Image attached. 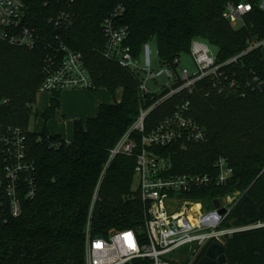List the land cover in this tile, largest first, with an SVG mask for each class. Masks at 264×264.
<instances>
[{
	"label": "trees",
	"instance_id": "1",
	"mask_svg": "<svg viewBox=\"0 0 264 264\" xmlns=\"http://www.w3.org/2000/svg\"><path fill=\"white\" fill-rule=\"evenodd\" d=\"M260 1L24 0L27 22L41 43L31 50L0 40V264H85L89 219L97 237L143 230L145 208L134 187L135 157L120 155L110 163L90 218L111 150L133 126L141 108L151 107L164 95L142 94L139 74L106 57V19L127 31L125 45L134 56L155 42L160 64L174 70L197 38L216 47L219 63L242 55L216 77L199 81L192 94L181 92L159 105L145 121V134L190 101L191 116L205 129L206 141L190 144L186 151L178 145L160 151L178 174L203 175L218 159L226 158L234 172L228 184L201 188L194 199L211 209L215 199L239 192L241 199L225 226L264 223V55L262 46L248 51L264 41ZM241 3L251 4L252 10L242 17V26L234 28L224 14L228 4ZM63 47L83 54L94 84L90 91L104 89L115 96L123 90L120 102L100 104L94 118L74 121L71 142L47 129L38 133L29 128L31 117L38 115L33 108L46 68L62 62ZM60 97L61 92L51 95L42 114L45 122L57 116ZM14 132L24 145L22 163L27 166L18 176L16 216L6 172L15 162L8 154L14 148ZM141 137L134 135L136 141ZM5 138L11 141L8 146ZM225 247V264H264V227L226 237Z\"/></svg>",
	"mask_w": 264,
	"mask_h": 264
},
{
	"label": "built area",
	"instance_id": "2",
	"mask_svg": "<svg viewBox=\"0 0 264 264\" xmlns=\"http://www.w3.org/2000/svg\"><path fill=\"white\" fill-rule=\"evenodd\" d=\"M259 8L264 11V0L260 1ZM251 10L252 5L248 3L228 4L224 17L236 28V24L242 22V17ZM27 15L24 0H0V40L31 50L39 45L41 39L28 24ZM103 29L108 39L106 57L139 74V90L142 94L164 95L151 107L141 108L133 126L111 150L90 208L91 218L99 187L110 163L120 155L135 157V192L145 208L143 230L118 231L111 233L108 238L97 237L92 233L89 219L85 228V264H194L206 256L211 245L225 246L226 237L257 228L258 224L225 226L227 216L241 199L239 192L215 199L211 209L205 207L202 201L194 199L201 188L208 189L213 184L222 188L228 184L234 172L226 158L218 159L209 173L178 174L171 160L160 151L173 145L186 151L190 144L206 141L205 129L191 116L190 101L179 105L172 116L148 134H145V121L159 105L181 92L192 94L199 81L216 77L223 66L236 62L242 55L219 63L216 53H212L208 44L197 38L192 42L190 53L177 61V70L163 65V71L154 73L151 70L149 45L138 56H134L125 45L128 37L125 29L115 27L111 19L104 21ZM260 46L264 47V41L255 43L248 51ZM62 50L65 52L64 59L59 64L53 62L47 66L39 93L52 95L66 90H90L94 84L83 54L67 47ZM185 57L191 59L193 71L184 65ZM164 76L166 83L159 85L157 79ZM149 81L155 82L156 91L150 90ZM136 133L142 134L139 141L134 138ZM14 135L12 143L7 138L3 140L7 146L10 143L14 146L9 148L8 154L15 162L12 161L6 167V172L11 211L16 216L20 213L18 176L27 166L22 163V140L17 132ZM32 195L31 191L29 196ZM170 201L173 205L168 204ZM215 201L220 202L219 208L215 207ZM220 210H225V213L221 214Z\"/></svg>",
	"mask_w": 264,
	"mask_h": 264
},
{
	"label": "crops",
	"instance_id": "3",
	"mask_svg": "<svg viewBox=\"0 0 264 264\" xmlns=\"http://www.w3.org/2000/svg\"><path fill=\"white\" fill-rule=\"evenodd\" d=\"M264 55V48H263ZM38 100V97H37ZM48 101L46 104L45 110L41 113L44 114L47 107L51 102V95L48 97ZM111 104L109 102L103 101L98 96L97 92H92L90 90H66L61 92L60 97V111L62 117H64L65 121L59 122L58 124H54L55 117L52 120L45 122V128L51 135H60L63 139L68 142H71L74 138L73 124L76 120L87 121L88 119L94 118L97 114V108L100 104ZM113 103V102H112ZM43 119V118H42ZM44 120V119H43ZM68 123H72V131L70 137H68L67 129H64V125H69ZM66 135V138L64 137Z\"/></svg>",
	"mask_w": 264,
	"mask_h": 264
},
{
	"label": "rangeland",
	"instance_id": "4",
	"mask_svg": "<svg viewBox=\"0 0 264 264\" xmlns=\"http://www.w3.org/2000/svg\"><path fill=\"white\" fill-rule=\"evenodd\" d=\"M241 26H242V22L239 21L236 24L235 27L236 28H240ZM207 44L210 47V50H211L212 53H216L217 52V49H216L215 46L210 45L209 43H207ZM148 45H149V51H150V59H151V62H152L151 70L154 73H159V72L163 71L165 68H164V66H162L160 64V59H159V56H158L157 44L155 42H151ZM144 59H145V57L143 56V60L142 61H144ZM184 65L186 67H188L191 71L194 70V66H193V63L191 62L190 58H188V57L184 58ZM166 81L167 80H166L165 76L164 77H160V78L157 79V82H158L159 85H162V84L166 83ZM148 87L150 88V90L152 92L157 90L155 82H153V81H149L148 82ZM98 96H100V99H102L103 101H106V102H109V103L120 102L122 100V97H123V90L122 89H118L115 92V96H113L107 90L100 89L98 91ZM48 97H49V94H43V93H39L38 94L37 103L35 104V106L33 108L34 113L38 114V115L37 116L33 115L31 117V119H30L29 128H30L31 131H35V132H38V133L43 132V130L45 128V120L42 119L41 113L43 112V110H45L47 102H49L48 101ZM63 121H65V119H64V117H62L61 111L58 110L57 117L55 118L54 124H58L59 122H63ZM68 124L69 125H67V126L64 125V129H67V132H68L67 136L70 137L69 133H71V131H72V123H68ZM53 136H55V135L53 134ZM64 137L66 138V135H64ZM134 187L136 189V184H135ZM256 226L264 227V223H260V224H258Z\"/></svg>",
	"mask_w": 264,
	"mask_h": 264
},
{
	"label": "water",
	"instance_id": "5",
	"mask_svg": "<svg viewBox=\"0 0 264 264\" xmlns=\"http://www.w3.org/2000/svg\"><path fill=\"white\" fill-rule=\"evenodd\" d=\"M169 205H173L172 201L168 202ZM215 207H220V202L215 201ZM221 214L225 213V210H220ZM226 247L220 244H213L207 251L206 256H204L199 264H225L227 262V257L225 255Z\"/></svg>",
	"mask_w": 264,
	"mask_h": 264
}]
</instances>
